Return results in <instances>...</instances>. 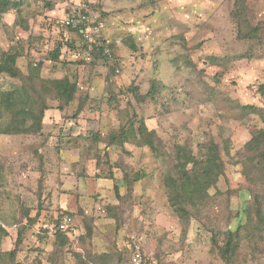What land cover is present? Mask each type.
Segmentation results:
<instances>
[{
  "label": "rangeland",
  "instance_id": "rangeland-1",
  "mask_svg": "<svg viewBox=\"0 0 264 264\" xmlns=\"http://www.w3.org/2000/svg\"><path fill=\"white\" fill-rule=\"evenodd\" d=\"M65 1L24 0L4 16L0 62L16 53L21 75L0 73V89L22 85L32 67L45 80L69 76L79 90L63 118L74 121L82 100L89 120L104 127L72 146L49 144L47 132H0V264H129L134 241L145 264H226L220 247L238 228L231 264H264L257 215L264 214V165L244 149L264 119L243 106L264 113V0H244V10L241 0H73L91 3L104 20L113 61L75 34L62 39L56 19ZM257 25L258 36L249 37L247 27ZM148 26L154 31L145 34ZM63 44L69 50L53 60ZM154 79L164 87L151 93ZM46 104L58 101L47 94ZM122 127L137 136L109 143ZM139 127L156 130V151L138 142ZM213 143L224 173L182 216L165 177L177 152L189 159ZM64 205L79 223L68 242L42 224H54Z\"/></svg>",
  "mask_w": 264,
  "mask_h": 264
},
{
  "label": "trees",
  "instance_id": "trees-1",
  "mask_svg": "<svg viewBox=\"0 0 264 264\" xmlns=\"http://www.w3.org/2000/svg\"><path fill=\"white\" fill-rule=\"evenodd\" d=\"M243 10L245 7L244 0H241ZM22 1L17 0H0V22L4 16L12 9L20 10ZM92 8L91 3H81V8ZM234 13V17L238 18L242 14ZM242 25L239 23V27ZM23 28L27 29V24L23 23ZM261 26L247 27V33L249 37L258 36ZM244 30V29H243ZM67 43L69 39H64ZM86 43V42H85ZM73 46V43H70ZM87 44V43H86ZM88 45V44H87ZM63 45H58L52 55V59L57 61L62 54ZM89 46V45H88ZM108 46L113 51L112 42L108 43ZM90 47V46H89ZM92 52L96 56H103L104 59L109 60L105 54L104 48L101 46H93ZM18 55L16 53H7L0 62V73H7L12 77H20L21 71L17 67ZM24 81L22 85L15 86L11 89H0V121L5 117L8 118L5 125L0 123V132L11 134H26L37 133L43 134L44 130V118L46 111L50 108L46 104V95L49 94L55 100L58 101L56 106L61 112L67 111V108L71 107V104L76 99L79 87L76 81H73L69 76L61 78L45 80L41 77L40 67H32L29 75L23 77ZM34 81H38L41 84L39 89L36 88ZM154 79L152 81L150 92L157 91L160 85L164 87L163 83ZM260 88H264L262 85ZM82 100H78L77 108H75V118L79 116L81 111L84 110L85 105ZM244 109H255L263 116L264 113L261 108H258L254 104L243 105ZM66 115V114H65ZM136 131V130H135ZM134 130L129 131L125 127L119 128L118 131L109 134V143H123L124 136L127 133H131L134 137L137 136ZM139 143L142 142L153 151H156V142L159 141L156 130H145L142 127L138 128ZM96 135H91V138L95 139ZM245 150L250 152L252 160L264 165V128H260L255 131L250 140L244 145ZM177 152V159L174 163V170L167 173L165 177V184L169 192V198L174 206L175 210L180 214H188L187 206H192L196 200L205 198L208 194V189L215 185L224 173V161L221 157L217 144L213 143L211 150L202 151L200 156L190 155L189 159H183ZM174 172V173H173ZM141 176L137 174L135 180H139ZM258 223L264 225V214L262 211L257 214ZM61 219L58 218L55 224V231L59 237L64 241H69V234L59 230L58 224ZM226 239L223 246L220 247L221 255L226 264L233 263V258L239 242L242 237L240 228L237 231L228 229L225 232Z\"/></svg>",
  "mask_w": 264,
  "mask_h": 264
},
{
  "label": "built area",
  "instance_id": "built-area-1",
  "mask_svg": "<svg viewBox=\"0 0 264 264\" xmlns=\"http://www.w3.org/2000/svg\"><path fill=\"white\" fill-rule=\"evenodd\" d=\"M65 14L57 17L56 24L62 28L64 39H70L71 35L75 34L86 42L90 48L93 46H101L104 48L105 54L110 61L114 60L113 51L108 46V39L105 37L104 29L106 24L100 19L99 15L94 10L89 8H81V3H76L73 0H67L63 3ZM98 210L104 212L101 206ZM77 224L75 217L70 213L62 215L58 227L59 230L68 234L77 232ZM135 249L132 251L129 264H145L143 253L140 245L134 241Z\"/></svg>",
  "mask_w": 264,
  "mask_h": 264
},
{
  "label": "crops",
  "instance_id": "crops-1",
  "mask_svg": "<svg viewBox=\"0 0 264 264\" xmlns=\"http://www.w3.org/2000/svg\"><path fill=\"white\" fill-rule=\"evenodd\" d=\"M17 1H24V0H17ZM92 2V1H90ZM63 14H65V11L63 9ZM150 28H155L154 26L150 27L148 26L147 29L148 31L145 32V34L147 33H152L153 31L150 29ZM150 38H148L149 40ZM72 48V47H71ZM67 50H69L67 47L66 48H62V52H66ZM64 54H61L60 57H61V60L64 58ZM67 111L65 112H61L57 107H52V108H49L47 111H46V115H45V118H44V132H47L49 134V132L51 130H55V129H58V135H49L46 133V137H47V142L50 144V143H53L54 145H61V146H64L65 144L66 145H74L76 144V142H79L81 141V138L85 135L84 133L85 132H88L89 134L86 135V137H91V128H94L96 130H100L103 129L104 127V124L101 123V124H95L94 122L90 121V115H87V110L84 108L83 111H81V113L79 114V116L77 118L73 120H65L63 118V116L66 114ZM84 121V122H83ZM101 131V130H100ZM42 150V149H41ZM75 158H78V156H76ZM57 175H60V174H57ZM45 182H46V179H45ZM61 184L58 183V187L60 186ZM46 186V185H45ZM65 207L64 210L61 212V214L57 217L56 221L58 220V218H60V216L62 217L63 214L65 213H70L72 214L74 217H75V221H76V224L77 226H79V223H78V220L76 218V216L71 213L70 211H67L69 210V207L68 205H64ZM73 210V209H71ZM33 216H37V213H32ZM47 214V211L45 213V215ZM43 224V228H45L46 230L52 232L54 231L55 229V224H50V223H47V221H43L42 222ZM16 225H14L13 227H10L11 228H15ZM76 226V227H77ZM74 234H78V227H77V232L74 233ZM74 234H69L70 235H74Z\"/></svg>",
  "mask_w": 264,
  "mask_h": 264
}]
</instances>
